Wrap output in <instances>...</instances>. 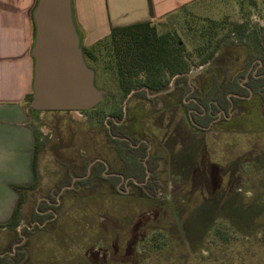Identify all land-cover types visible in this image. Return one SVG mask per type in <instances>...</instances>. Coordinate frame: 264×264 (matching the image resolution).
I'll return each instance as SVG.
<instances>
[{"label": "rangeland", "instance_id": "374dc122", "mask_svg": "<svg viewBox=\"0 0 264 264\" xmlns=\"http://www.w3.org/2000/svg\"><path fill=\"white\" fill-rule=\"evenodd\" d=\"M187 11L155 24L160 33H178L189 51L195 46L192 36L210 31L212 20L246 22L264 40V0H204ZM229 28L214 27L216 37ZM237 45L235 37L227 39L217 63L226 62V46ZM85 62L94 71L103 101L80 115L44 112L35 121L45 148L39 159V187L27 201L25 216L36 206L42 210L48 197L53 198L51 205L60 198L61 205L47 208L43 222L23 220L17 231L0 230V264L10 253L12 259L24 254L19 264H264V131H230L223 128V119L206 133L190 125L205 146L189 144L187 138L179 147L173 134L180 128H171V156L166 157L172 178L149 176L161 195L145 196L137 189L117 192L108 181L93 194L78 177L85 164L86 172L93 173L89 163L96 158L108 164L110 173L122 169L107 128L115 112H132L137 99H121L120 91L108 83L111 75L97 71L102 61ZM226 65L224 75L232 77L235 69ZM232 111L241 115L239 109ZM145 112L146 123L155 112L153 107ZM138 121L134 126L140 130ZM143 155L137 154L138 162L129 159L124 173L139 178L147 172L152 161L145 162Z\"/></svg>", "mask_w": 264, "mask_h": 264}, {"label": "crops", "instance_id": "0c3cea01", "mask_svg": "<svg viewBox=\"0 0 264 264\" xmlns=\"http://www.w3.org/2000/svg\"><path fill=\"white\" fill-rule=\"evenodd\" d=\"M37 1L0 0V225L8 223L12 219L20 201L21 197L15 190V186H30L39 181L36 180L37 175L39 179L38 167L36 173L34 168L36 140L33 125L34 115L29 112L27 102V98L33 93L34 59L31 52L35 39L33 13ZM202 1L204 0H151L152 13L149 0H73V8L82 46L90 48L105 39L110 34L111 27H124L147 21L158 23L167 18L183 14L188 8ZM187 13L191 14L189 11ZM193 15L196 16L197 14ZM197 17H200V15H197ZM221 50L222 46L215 58L204 65L201 72L189 76L190 83L193 86L189 96V104L198 100L197 98L203 99L212 89L214 82H238L237 85L232 86L231 91H228L227 97L235 99V106L231 107L230 111L233 108L235 111L239 109L241 115L237 117L233 114V111L229 113L228 117H225L222 121L225 125L223 128L226 127L225 129L234 132L245 129L264 131V116L260 112L262 108L260 95L251 93L246 97L239 96L248 75L251 71L252 73L256 72L255 65L256 67L262 65L261 55H259L261 49L254 45L250 47L226 46V62L224 65L217 63ZM226 64L235 69L229 73L233 74L232 77L227 74L224 75ZM193 91H195L194 96L192 95ZM234 93L238 95H233ZM132 97L135 96L129 95V99ZM192 111L191 109L190 112ZM132 112L131 116L132 114L136 115V112ZM56 113L64 114L62 111L52 112L54 115ZM220 124L221 121L216 123L213 128ZM195 130L202 133L197 129ZM179 132L182 136V130ZM191 133L189 127L186 135L183 136L184 143L188 138L189 144L190 142H198L205 146V143L201 142V138L197 137L198 134L192 133L193 136H191ZM100 161L101 159L96 158L89 165L95 166ZM87 167L88 165L85 164L83 168L87 169ZM97 169L102 170L103 165H96L93 175ZM88 175L87 172L85 175L81 174L78 181L87 179ZM65 186L68 188L66 190V193H68L71 184L68 183ZM38 187L39 183H37L34 190L29 191L26 195L22 208V221L43 222L41 217L43 219L46 212L50 211H42L36 206L34 212L32 211L33 213L30 215L31 217L29 215L25 216L24 210L28 206L27 201L37 191ZM100 188H103V184ZM100 188H97L96 192L90 190L94 192L93 194H96ZM62 195L64 198L66 194L63 193ZM45 201L51 205L50 197L46 198ZM54 203L60 207V198L55 199ZM29 206L33 208L31 204ZM36 210H41L38 217L35 214ZM7 230L9 229H2V231ZM10 255L13 254L10 253Z\"/></svg>", "mask_w": 264, "mask_h": 264}, {"label": "trees", "instance_id": "16d2710c", "mask_svg": "<svg viewBox=\"0 0 264 264\" xmlns=\"http://www.w3.org/2000/svg\"><path fill=\"white\" fill-rule=\"evenodd\" d=\"M149 5L152 13L151 0H149ZM210 22L214 25V27L226 25L230 26V28L226 34L218 38L216 37V30L212 24H210L212 26L210 27V31L204 30L202 32L195 33V36H192V39L196 43L192 51H189L186 48L178 33H160L156 24L150 21L140 22L124 27H111V32L105 39L97 42L90 48H84L81 42V48L83 50L84 58L91 63L98 65L102 61L103 65H99V67L102 66V68L101 70L100 68L97 69V71L99 73L101 72L102 75H105L107 72L111 75L108 83L115 85L121 93V99L125 101L127 97L136 90L144 89L143 92L134 94L135 96H146L145 90L150 92H159L167 89L172 78L175 76L187 74L193 67L204 66L211 62L215 58L221 46L232 36L235 37L236 42L238 43L237 46L239 47H250L254 45L261 49L259 55H261L260 60L263 63V67L262 70L259 71L258 75L263 76L258 79L255 76H251L249 83L250 88L257 93L260 88L264 87V40L260 37L259 33L257 34L256 31L252 32L246 22H232L229 24L226 21V23L220 22V24L215 20ZM198 40L199 42H197ZM177 79L179 82H182L183 80L181 76ZM237 83L238 82H214L209 93L203 99H198V104L193 103L191 105V107H196L198 109V114L192 115L193 122L196 125L195 128L198 131L204 133L208 131L205 128H207L214 120L219 107L227 111L231 101H235L234 98L229 99L227 97L229 93L228 91H231L232 86L237 85ZM190 90L191 87L188 88V91ZM241 94L248 95V91L242 89ZM31 100L32 94L27 98V102L29 112L34 115L33 125L35 128L36 139L34 168L36 173L38 159L41 152L45 148V143L37 135L35 121H38L39 116L44 112L31 109ZM213 101H217L218 104H212L210 106V103ZM120 110V112L114 113L115 120L110 121L112 133L109 135V139L116 144V149L122 151L124 144H128L114 138V136L119 135L118 130L120 129L115 123L122 119V109ZM204 111L206 113L201 116ZM134 156L133 158L136 162H138L137 154H134ZM86 170L87 169L85 168L84 174H86ZM101 171V169H97L94 175L80 182L89 186V188L94 192H96L97 188L102 186L104 181H108L115 188L119 179H106ZM36 180H38V175L36 176ZM141 180L144 181V178H141ZM37 183L38 182L36 181L30 186H15V190L20 194V201L14 211L12 219L6 224H1L0 230L8 228L17 231L18 227L21 225L23 216L22 208L26 195L29 191H32L37 187ZM144 195L146 196L147 194ZM50 199L53 198L50 197ZM47 208L53 207H51L49 202L46 201L44 202L42 211H46ZM39 211L41 210H36L35 212L37 217L39 215ZM23 257L24 254L16 253L15 257L12 259L11 255L7 254L3 256L4 260L1 264H19Z\"/></svg>", "mask_w": 264, "mask_h": 264}, {"label": "flooded vegetation", "instance_id": "af4514ba", "mask_svg": "<svg viewBox=\"0 0 264 264\" xmlns=\"http://www.w3.org/2000/svg\"><path fill=\"white\" fill-rule=\"evenodd\" d=\"M262 63V62H261ZM203 66L193 67L192 70L187 74H182L175 76L172 78L169 86L167 89L159 92H150L148 90H145L146 96L138 95L135 96L134 94L143 92L144 89L133 91L131 94L135 96L137 99L135 103V107L133 108V111L136 112V115H133L129 118L131 115V112L129 113L123 112L122 109V119L117 121L115 124L120 129L118 130L119 135L114 136V138L119 139L122 142H126L128 145L123 146V150L116 149V153L120 159V162L122 164V169L118 171V173L113 174L109 172L108 164H106L103 160L100 162H97L96 165L102 164V174L104 178L106 179H112V178H118L119 182L117 183L114 190L117 192H132L137 190H140L142 194H149L150 192H153L155 194H162L161 188H157L155 186L156 183H154L151 178H149L150 175H158L159 177H166V178H172V175L169 174V158L166 157V154L171 156V148L168 147L171 143V134L170 129H179L178 131H174V140L178 141L177 145L180 147L181 144H183V136L184 131H188V128L190 125L195 128V124L193 122V114H198V109L196 107H191V105L198 104V100L193 101L192 104H189V96L191 95L190 92L192 91V84L190 83L189 76L194 75L195 73H199L198 69ZM263 63L261 66L256 67V72L251 73L248 75L246 82L243 84L242 89H245L248 91V95L251 93L259 94L261 97V103L262 108L264 109V87L260 88L258 92H254L250 86V77L255 76L258 78H261L263 75H258L259 71L262 70ZM202 71V70H201ZM181 76L183 78L182 82L178 81V77ZM191 87V90L188 91V88ZM130 94V95H131ZM195 91L192 92V95L194 96ZM238 95V94H233ZM248 95L240 94V97H246ZM129 96L127 97L126 101L128 100ZM233 97H230L229 99H232ZM196 99V98H194ZM199 99V98H197ZM212 104H218L217 101H213L210 103V106ZM235 106V101H231L230 106L228 107L227 111H225L223 108L219 107L218 112L216 113L214 120L211 122V124L205 128L209 132L211 129H213V126L220 122L225 117H228L230 111V108ZM150 107L154 108L153 117L151 116L146 123L144 122V116L146 115L145 110L149 109ZM202 108V107H201ZM143 109L142 115H140L141 110ZM193 110L190 112V110ZM140 111V112H138ZM64 112V111H62ZM73 113V112H72ZM133 113V112H132ZM206 112L204 111L202 115H204ZM262 116H264V111L262 113ZM112 120H115V117L112 118ZM135 120H139V122L142 123L141 127L142 129H137L134 126ZM196 129V128H195ZM182 130V140H178V132ZM133 131V132H132ZM108 132V140L109 135L112 133V126L107 128ZM204 133V132H202ZM133 136H137L139 138L138 140L133 138ZM186 139V137H185ZM126 152V153H125ZM128 152V154H127ZM142 152L144 155V159H146L145 162L152 161L150 168L147 169V172H144L143 175H141L139 178L137 176L131 174V171H128V174H125L124 172L128 169V161L129 159H133L134 154H138ZM125 153V154H123ZM168 155V156H169ZM135 157V156H134ZM138 158H140L138 156ZM172 158V157H171ZM140 160V159H138ZM143 161V160H142ZM95 165V164H94ZM92 166V172L94 171V168L96 167ZM93 175L89 174L87 178L91 177ZM141 178H144V181L141 180ZM81 181V180H79ZM171 187V186H170ZM57 204H52L51 207H55ZM53 208H50V210H53ZM55 214L51 218H54ZM49 219V218H48ZM38 224L37 222H34V224ZM30 229V228H27Z\"/></svg>", "mask_w": 264, "mask_h": 264}, {"label": "water", "instance_id": "95a60500", "mask_svg": "<svg viewBox=\"0 0 264 264\" xmlns=\"http://www.w3.org/2000/svg\"><path fill=\"white\" fill-rule=\"evenodd\" d=\"M33 19L34 80L30 108L43 112L93 109L103 101L104 93L95 86L94 71L86 65L73 0H38Z\"/></svg>", "mask_w": 264, "mask_h": 264}, {"label": "built area", "instance_id": "2783aa9c", "mask_svg": "<svg viewBox=\"0 0 264 264\" xmlns=\"http://www.w3.org/2000/svg\"><path fill=\"white\" fill-rule=\"evenodd\" d=\"M201 68H202V67H200V68L198 69V71L201 70ZM73 113H75V114H77V115H80V111H73ZM19 227H20V226H19Z\"/></svg>", "mask_w": 264, "mask_h": 264}]
</instances>
